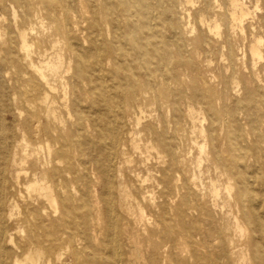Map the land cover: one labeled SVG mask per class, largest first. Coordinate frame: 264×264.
Segmentation results:
<instances>
[{"label":"rangeland","instance_id":"rangeland-1","mask_svg":"<svg viewBox=\"0 0 264 264\" xmlns=\"http://www.w3.org/2000/svg\"><path fill=\"white\" fill-rule=\"evenodd\" d=\"M207 1L167 0L161 10L163 18L177 27L174 37L166 31L168 56L177 82L166 84L164 88L157 85V81L153 82L156 86L149 90V96L136 102L137 110H141L138 113L141 123L134 125L135 115L132 114L126 129H134L144 151V146L153 142V135L143 131V126H171L174 116L178 119V115H182L179 118L182 130L178 139L177 192L168 194L162 183H145L152 195L151 200L143 204L145 216L140 218L135 212L119 225L123 264H262L259 254L252 255V249L257 250L259 244L253 239L252 227L243 219L237 195L241 191L248 195V192L234 173L256 176L261 181L252 196L262 206L264 195L258 192L264 188V0H240L248 11L243 30L228 35L219 16L205 10ZM226 1L216 0L222 8ZM60 2L66 5L68 12L62 10ZM107 3L113 6L114 14L105 9ZM124 5L130 10L139 9L135 0H0V159L12 158L10 152L18 138L33 139L32 129L21 121L28 116L27 102L31 99L33 74L28 63L31 61L38 66L45 59L60 55L67 64L71 56L87 48L89 43L85 36L94 20L104 28L117 20L118 31L125 32L129 17L123 11ZM199 18L217 21L219 35L214 39L206 35L198 27ZM18 29L27 33L30 45L27 58L20 48ZM259 38L261 58L249 52V45ZM175 41L185 44L179 55ZM179 58L182 61H178ZM112 67L110 63L106 69ZM72 73L73 61L65 77L68 104L84 97L83 89L71 78ZM176 92H180L178 96L184 102L179 103L174 112L171 102ZM52 95L59 102L64 97L59 86ZM90 100L87 94L83 106L89 105ZM16 107L22 110L21 117ZM189 109H194L193 118L186 117ZM74 119L75 116L71 122ZM225 137L239 144L249 155L251 146L255 147L257 162L248 157L244 166H230L226 171L224 166L227 162L233 163V153L227 149ZM147 153L149 156L144 165L141 163V171L136 169L139 175H145L147 170L157 174L155 151L143 154ZM15 157L18 159L20 155ZM136 157L132 155L133 159ZM128 170L124 172L129 174L131 170ZM83 174L80 200L74 202V205L79 204L78 211L76 213L72 207L69 214L77 229L63 233L58 239L47 241L44 231L34 233L35 217L30 215L29 219H23L31 203L17 201L14 214L6 222V264H10L14 255L23 259L35 249L41 253L39 264H46L48 259L51 264H81L77 252L82 248L84 233L97 238L94 245L100 248V240L106 232L93 196L96 183H92L89 170ZM227 185L231 186L230 195L225 189ZM164 190L165 193H161ZM248 204L246 201L245 205ZM47 212L52 213V209L47 208ZM259 212L264 222V208L260 207ZM55 254L60 259L54 262ZM98 264L109 263L102 259Z\"/></svg>","mask_w":264,"mask_h":264},{"label":"bare ground","instance_id":"bare-ground-1","mask_svg":"<svg viewBox=\"0 0 264 264\" xmlns=\"http://www.w3.org/2000/svg\"><path fill=\"white\" fill-rule=\"evenodd\" d=\"M135 2L139 9L130 10L124 5L123 11L129 17L125 32L118 31L117 20L110 22L107 28L94 20L85 36L89 43L87 48L71 56L67 64L60 55L55 59H45L38 66L31 61L28 63L33 74L31 99L27 102L28 116L21 121L32 129L33 139L28 141L24 137L18 138L10 152L12 158L0 159V264L7 263L8 252L4 243L7 240L6 222L14 214L13 209L18 206L19 199L31 203V209L23 214V219H29L30 215L35 217L32 231H44L47 241L77 229L75 220H70L69 214L72 207L76 213L78 211L79 204L74 205V202L80 200L83 173L87 170L91 172L92 183H96L92 191L106 233L100 240V248L94 245L97 238L84 233L82 248L77 252L81 264H98L102 259H107L109 264H123L118 239L119 225L135 212H138L140 218L145 216L143 204L152 198L150 189L145 187L147 181L156 182L157 185L165 184L168 194L176 191L180 151L178 139L182 130L179 118L182 115H178V119L175 115L171 126H143V131L153 135V142L146 144L144 151L137 141V133L130 126L126 129V124L132 114L135 115L133 124L137 126L141 123L138 116L141 110H137L136 102L149 96V90L156 86L153 82L157 81V85L162 88L177 82L166 42V31L174 37L177 35V27L169 19L163 18L161 10L166 7L167 0ZM226 2L222 8L216 0H208L204 8L208 13L218 15L224 22L225 35L241 32L248 11L240 0ZM46 4L49 6V1ZM62 7V10L68 12L66 5ZM112 7L107 3L105 9L114 14ZM13 16L16 18L14 9ZM198 27L211 39L219 35L220 24L217 21L207 22L199 18ZM26 34L25 30L18 29L20 48L25 51L24 57L27 58L30 45ZM108 37L110 40H107ZM174 43L176 54L179 55L185 44ZM260 43L259 38L249 45L253 57L261 58ZM72 49L69 51L72 52ZM71 61V78L75 85L83 89L84 97L68 104L64 88ZM110 63L113 67L106 69ZM57 86L64 95L60 102L52 95ZM179 93L172 95L171 107L174 112L178 104L184 102L178 96ZM87 94L91 100L89 105L83 106ZM193 110L189 109L186 117L193 118ZM16 112L21 117L22 110L17 109ZM73 116L75 119L71 122ZM225 140L227 149L233 153V163L227 162L224 166L226 171L230 170V166H244L248 157L257 162L255 147L251 146L249 155L228 137ZM150 150L155 151L157 174L148 173L147 170L145 175H139L136 169L141 171V163L149 156L143 153ZM18 154L20 157L17 159L15 156ZM132 155H136V159ZM129 168L131 172L125 173L124 169ZM234 174L244 183L248 192V195H244L243 191L237 195L243 219L252 227L253 239L259 244L257 250L255 247L252 249V255L257 257L259 254L258 258L264 264V253L261 254L264 252V222L259 212L264 204L260 206L261 203L255 202L252 196L256 192V184L261 181L256 176H244L240 172ZM213 189L216 193V188ZM225 189L230 195L231 186L227 185ZM258 193L264 195V188ZM246 201L249 203L247 206ZM47 208H51L52 213H48ZM52 232L57 233L54 235ZM40 254L35 249L23 259L14 255L10 264H39ZM58 254H55L54 262L60 259ZM50 262L48 259L46 264Z\"/></svg>","mask_w":264,"mask_h":264}]
</instances>
